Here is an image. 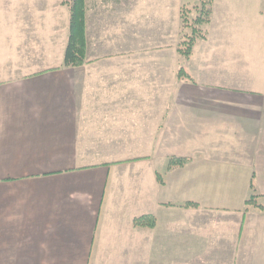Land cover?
<instances>
[{
    "label": "crops",
    "instance_id": "0c3cea01",
    "mask_svg": "<svg viewBox=\"0 0 264 264\" xmlns=\"http://www.w3.org/2000/svg\"><path fill=\"white\" fill-rule=\"evenodd\" d=\"M64 1L0 0V264H264V0L188 58L183 0H84L70 67Z\"/></svg>",
    "mask_w": 264,
    "mask_h": 264
},
{
    "label": "trees",
    "instance_id": "16d2710c",
    "mask_svg": "<svg viewBox=\"0 0 264 264\" xmlns=\"http://www.w3.org/2000/svg\"><path fill=\"white\" fill-rule=\"evenodd\" d=\"M69 10V27H68V40L64 50L63 65L66 67L80 65L84 62V48H85V6L84 0H66L63 2ZM212 14V1L202 0L201 6L198 8L197 15L191 24V33L184 35L183 39L178 45V51L185 58H188L192 51L196 40L206 38L207 32L204 28L209 23ZM188 23H186L187 25ZM189 26V25H188ZM184 72L180 70L178 76L182 77ZM188 77V75H186ZM189 162L188 159L178 156L169 158L167 170L171 171L178 167H183ZM258 195H251L246 204L253 205L260 210L264 211V202L257 203L256 197ZM185 206H197V203L188 201ZM139 217L136 222L141 223L145 220V224L152 226L154 224L153 218L148 223L147 217L143 219Z\"/></svg>",
    "mask_w": 264,
    "mask_h": 264
},
{
    "label": "rangeland",
    "instance_id": "374dc122",
    "mask_svg": "<svg viewBox=\"0 0 264 264\" xmlns=\"http://www.w3.org/2000/svg\"><path fill=\"white\" fill-rule=\"evenodd\" d=\"M258 3V2H257ZM179 2H171V7H175L176 12L180 10V6L181 7V31H182V39L184 35H189L191 33V24L193 19L195 18V16L197 15L198 12V8L201 6L202 4V0H195L193 2H189L188 0H183L182 4H180ZM260 4L264 6V3ZM259 4V5H260ZM219 6L221 9H218L219 12H221V15L223 17L228 16L226 14H228L227 11H225L224 6L225 3H219ZM224 9V11L222 12V10ZM186 23H188L186 25ZM189 25V26H188ZM205 28V26H204ZM261 56V51L258 49L257 51V55L256 53L251 57V64L249 65V68H245L242 67L241 68V75L243 76L244 73H254V71H259L260 69H264V58L260 59ZM257 62V63H256ZM256 64V65H255ZM168 164V159H162L161 163H160V168L165 169V166Z\"/></svg>",
    "mask_w": 264,
    "mask_h": 264
}]
</instances>
